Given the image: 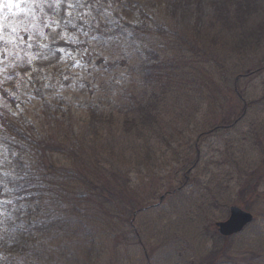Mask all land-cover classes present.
I'll use <instances>...</instances> for the list:
<instances>
[{"label": "rangeland", "instance_id": "1", "mask_svg": "<svg viewBox=\"0 0 264 264\" xmlns=\"http://www.w3.org/2000/svg\"><path fill=\"white\" fill-rule=\"evenodd\" d=\"M80 1L77 9L73 0H15L19 7L0 11V102L11 107L7 96L14 110L35 123L46 102L68 106L82 125L91 109L116 113L141 95L149 42L129 36L130 25L118 17L120 1L125 8L136 3L161 12L157 21L164 29L150 39L156 51L178 44L165 37H183L185 25L187 42L204 54L190 67L196 58L185 49L186 73L156 92L160 118L149 135L159 141L147 140L155 144L149 156L123 179L121 209L112 216L103 201L91 203L94 214L103 208V222L84 218L90 239L74 242L89 254L88 264H246L252 253L261 255L250 229L264 228V69L256 70L264 66V0H201L205 14L198 22L196 11L184 19L164 13L169 4L194 0H106L98 7L90 5L95 0ZM195 25L201 31L197 47ZM234 95L245 99L242 107H234ZM131 137L115 136L108 153L96 150L110 162L106 176L122 167L112 152L128 155L127 144L134 143L144 153V141ZM67 156L54 160L68 167ZM81 167L77 161L75 168ZM247 203L253 222L236 236L219 237L214 223L227 217L229 206L246 209ZM66 229L44 231L42 258L32 257L31 264H60Z\"/></svg>", "mask_w": 264, "mask_h": 264}, {"label": "trees", "instance_id": "2", "mask_svg": "<svg viewBox=\"0 0 264 264\" xmlns=\"http://www.w3.org/2000/svg\"><path fill=\"white\" fill-rule=\"evenodd\" d=\"M73 1L71 8L79 9L83 5L80 0ZM100 2L107 1L95 0L90 5L98 7ZM129 4L125 8L119 2L118 17L121 22L130 25L128 33L132 40L140 38L138 40L142 43L149 42L144 49L148 58L145 64L147 74L141 84V95L148 92V98L136 94L131 102L126 105L122 103L116 113L91 109L82 125L66 111L68 106L61 103H44L35 123V118H27L14 110L13 100L9 102L7 96H3V99L11 107L0 102V264H31L32 257L41 259L44 231L59 233L63 225L67 229L60 237L64 240L59 251L60 264H88L89 254L83 246L77 247L74 242L82 236L90 239V231L83 222L87 217L93 222L99 219L103 222L106 207L110 208L112 216L114 211L121 209L119 194L123 179L127 178L130 170L139 168L144 158L149 156L148 152L158 143L157 136L149 135L160 118L153 105L156 92L163 84L166 86L170 83V78L175 74L186 73L190 61L186 58L185 49L194 53L193 57L196 58V62H190V67L200 60L204 61V54L187 42L186 29L189 26L185 25H180L183 37L171 32L165 37L175 38L178 44H170L168 48L156 51L150 46V39L160 36L164 29L157 21L161 12L158 9L145 10L136 3ZM151 8L156 6L152 4ZM204 10L201 0H194L169 4L164 13L172 16L178 14L184 19L188 12L196 11L198 16L195 20L198 22L205 14ZM72 23H75V18L68 21L66 27ZM200 32L196 25L191 27L196 47ZM172 52L174 57L166 58ZM162 56L165 58L161 59ZM163 66L166 71L161 69ZM257 69H264V66ZM234 97L237 103L231 105L242 107L244 102ZM128 134L132 135L134 142L140 139L144 141V153L141 144L134 143L127 144L128 155L123 150L117 155L112 152L117 162H122V167L110 169L106 176L110 162L105 161L106 156L99 155L96 150L102 148L108 153L113 149L115 136L125 138ZM148 139H154L155 144L149 146ZM64 153L68 155V167L61 166L59 158L54 160ZM77 161L82 166L80 169L75 168ZM263 164L264 160L261 163L264 168ZM260 175L257 174V177ZM246 178H249V174ZM97 200L103 201L104 210L100 208L94 214L91 203ZM247 204L250 209V203ZM81 218L83 220L79 221ZM262 227L255 224L250 230L258 245L264 249ZM68 242L76 248L73 250ZM245 263L264 264V251L261 255L252 253Z\"/></svg>", "mask_w": 264, "mask_h": 264}, {"label": "water", "instance_id": "3", "mask_svg": "<svg viewBox=\"0 0 264 264\" xmlns=\"http://www.w3.org/2000/svg\"><path fill=\"white\" fill-rule=\"evenodd\" d=\"M229 212L230 215L226 221L216 223L215 225L218 234L225 237H229L241 232L243 228L253 220L251 214L241 210L236 206H232L229 209Z\"/></svg>", "mask_w": 264, "mask_h": 264}, {"label": "snow or ice", "instance_id": "4", "mask_svg": "<svg viewBox=\"0 0 264 264\" xmlns=\"http://www.w3.org/2000/svg\"><path fill=\"white\" fill-rule=\"evenodd\" d=\"M13 7H19V4L15 2V0H0V11H2L4 8H7L11 10ZM3 28L0 26V31H2ZM15 31V29H13Z\"/></svg>", "mask_w": 264, "mask_h": 264}]
</instances>
